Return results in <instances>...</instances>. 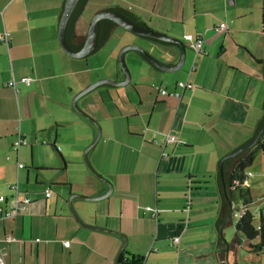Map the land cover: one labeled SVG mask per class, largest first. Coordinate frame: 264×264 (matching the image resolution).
Returning a JSON list of instances; mask_svg holds the SVG:
<instances>
[{
  "label": "crops",
  "instance_id": "obj_1",
  "mask_svg": "<svg viewBox=\"0 0 264 264\" xmlns=\"http://www.w3.org/2000/svg\"><path fill=\"white\" fill-rule=\"evenodd\" d=\"M244 1L233 22L221 19L230 22L226 30L218 29L220 22H197L199 30L194 35H182V40L185 34L202 40L206 56L200 54L203 57L196 68L187 72L185 66L177 72L149 66L150 86L142 81L124 86L102 84L93 90L107 88H100L95 96L77 99L82 110L99 120L101 135L95 144L99 148L90 158L113 191L109 197L87 204L73 198L72 204L86 224L127 235L129 247L126 243L119 264H198L200 259L207 264H226L229 252L240 245L233 239L226 249L215 250L214 222L221 201L214 171L222 156L252 136L264 112L260 106L264 97V0ZM62 3L0 0V37L6 32L9 38L7 43L0 40V195L8 198L13 195L9 184L21 191L18 180L29 181L33 174L30 169L22 177L19 169L38 165L34 156L39 145L33 139L51 138L54 148L62 136L60 128L73 122L85 123V128L78 126L84 132L77 141L78 149L83 150L95 138L96 126L77 113L75 116L74 96L94 80L124 78L118 61L108 63L113 56L108 65L93 66L89 57L98 50L81 59H72L61 50L57 23ZM184 9L182 6L181 11ZM82 14L75 24L79 36L88 28L81 22ZM193 15L209 16L195 8ZM150 28L170 35L175 29L171 20L163 24L150 20ZM150 46L165 63L178 54L172 45L150 41ZM21 77L31 81L17 83L15 88L7 85ZM181 80L197 86L193 91L182 90L176 85ZM158 87L167 94L162 95ZM96 100L100 103L95 104ZM167 133L182 135V141L165 144ZM18 134L25 144L14 150ZM81 135L73 137L74 142ZM95 145L86 148V158ZM18 163L23 167L18 168ZM91 181L75 190L91 197L108 190L99 178ZM47 188L50 185L44 191ZM73 188L71 185L69 191ZM44 191L42 196H30L32 202L23 211L0 216V252H5V261L114 264L123 238L78 224L51 189L48 197ZM9 235L12 241L7 240ZM173 237L178 244L172 242ZM175 245L180 248L173 249Z\"/></svg>",
  "mask_w": 264,
  "mask_h": 264
},
{
  "label": "rangeland",
  "instance_id": "obj_2",
  "mask_svg": "<svg viewBox=\"0 0 264 264\" xmlns=\"http://www.w3.org/2000/svg\"><path fill=\"white\" fill-rule=\"evenodd\" d=\"M109 4H113L125 8L129 11H132L137 16L140 15L142 21H144L148 27H150V20H152L153 24L155 22H160L161 24L168 23L171 20L175 28L173 30L174 33L170 35L161 31L159 32L181 39L184 33H191L192 35H194L195 31L199 30L198 29L199 26L197 22L199 23L203 22L205 24H207L208 22L219 23L223 18H225V20H229L233 22V20L235 19L236 12L241 8V5L245 6V1L244 0H89V2H87L86 4L87 6L85 11L82 12L83 14H82L81 22L83 23L84 27L85 28L86 26L88 27L92 15L97 10ZM182 6L185 7L183 12L181 11ZM194 8L196 10H202L203 12H207L209 14L208 16L209 19L208 17L207 19L206 18L203 19V17L195 18V16L193 15ZM182 15H184V17H182ZM226 22L228 25H230V22L225 21V23ZM130 44L141 46L151 55L159 59L157 52L156 51L154 52L153 48L150 46L149 41L141 39L131 34L130 32L124 30L120 26L115 27L109 40L103 46H101L94 55H92L89 58L90 60H92L93 66L108 65L107 62L111 59L112 56H113L112 60H110L108 63L112 61L114 62L115 60L117 62L119 51L124 46ZM200 54L202 53H199V55L195 57L194 51L190 49L188 46H186V60L183 66L179 70H183L185 66L187 68L186 69L187 72H189L188 70H190L192 66L193 68H196L198 66L199 58L206 56L205 54H202L203 56ZM124 57L131 76L129 83L132 84L138 81H142V83H145V85L150 86L151 85L150 83L152 82H150V73H148L147 71V68H150L149 65H147L134 51L126 52ZM187 62H189L188 65ZM207 64H209V61H206L205 65L208 66ZM179 70L177 72H179ZM192 74H194V72ZM106 79H110V78H106ZM95 81L97 80H94L91 83ZM181 81H185V80H181ZM100 88H107V86H102ZM100 88L95 89L91 93L86 94L85 98H91V95L95 96L97 92L101 90ZM96 103L98 104L100 103V101L96 100L95 104ZM261 114L263 115L262 112ZM89 115L92 118H94L100 125L99 120H97L92 114ZM262 115L260 116V118L262 117ZM75 116L77 117L76 112H75ZM78 126L79 127L82 126L83 128H85V123L73 122V123H68L66 127L60 128V132L62 133V136L57 141L56 147L61 155H59L58 151H56L53 148V146H51V142H52L51 138H47V137L42 138L41 136L33 139V141L38 142L39 145L37 154H35L34 156L35 163L36 160H38V165L35 166L36 168L32 169V167L26 164L27 169L26 168L19 169L22 174V177L23 176L25 177L26 171L30 169L33 170V174H30L29 176V181H25V178L23 180L21 178L18 180L19 188L21 191L29 192L30 194L29 196L32 197L42 196L41 192L44 191L46 186L50 185L52 195L54 197H58V199L61 200L62 202V206H64L66 210L69 211L70 208L68 205V199L72 194H80L86 196L85 194L77 192L75 189L76 187L83 186V184L88 181L97 180V177L87 168L85 162V150L93 142L94 139L91 140V142H89V144H87L83 150L78 149L79 147H77V141L81 140L84 137L83 130L79 129ZM82 133L83 135H81ZM42 134L46 136V131H44ZM79 135L81 136L76 140V142H74L73 137ZM60 140L62 142L63 147H66V151L64 150V148L61 147L59 142ZM31 142L28 140V143ZM98 148H99L98 145H95L94 148L90 150V154L89 153L87 154V160L89 164L96 170V172L100 174V172L94 167V164L90 158V155L91 154L94 155L97 152ZM98 156H99V152H98ZM93 161H95V157L93 158ZM245 173L248 174L247 184L252 197V202L249 205V209L253 213L257 214L264 207V154L262 152L257 153L252 163L245 168ZM100 175L102 176V174ZM214 175H215V171H214ZM71 185L74 186L73 188L74 190L70 192L69 188L71 187ZM86 197H91V196H86ZM83 202L87 204L88 202L91 201L84 200ZM207 204L210 207V203ZM73 207L78 215L77 212L78 209H76L74 205ZM240 209H241V204L238 200H236L232 205V212L229 220L227 222L225 221L222 225V237L224 238L225 243L227 244H230L235 237L234 224L238 219ZM142 212L145 213V207H142ZM253 222L256 223L257 219H255ZM125 236L127 237V235ZM153 239L155 242L154 237ZM175 244H178V242ZM127 246H128V242H127ZM127 246H126V250H127ZM178 248H180V246L175 245L173 249H178ZM204 260L205 259L197 260L199 261L198 264H207V262L205 263ZM231 263L264 264V250L260 254H255L253 252H250L248 251L246 241H243L240 245L235 246L234 253L229 252L227 256L226 264H231Z\"/></svg>",
  "mask_w": 264,
  "mask_h": 264
},
{
  "label": "water",
  "instance_id": "obj_3",
  "mask_svg": "<svg viewBox=\"0 0 264 264\" xmlns=\"http://www.w3.org/2000/svg\"><path fill=\"white\" fill-rule=\"evenodd\" d=\"M80 0H63L62 3V9H61V13H60V17L57 23V40H58V44L61 48V50L70 58L72 59H81V58H85L87 56H90L92 54H94L102 45H100L97 49V44H98V38H99V23L101 20L103 19H108L112 22H114L116 25L120 26L121 28H123L124 30L135 34L137 36H141V37H147V38H152L158 41H162V42H168V43H174V44H167V45H172L177 49V56L176 58L169 63H165L163 61H160L159 59H157L156 57H154L153 55H151L148 51H146L144 48H142L139 45H134V44H130V45H126L124 46L120 51H119V55H118V65L124 75L123 80L121 81H116V80H111V79H99L93 83H91L89 86H87L86 88H84L81 92H79L76 96H74V98L72 99L71 102V106L72 109H74L76 111L77 114H79L81 117H83L84 119L88 120L89 122H91L92 124H94L96 126L97 129V134L93 140V142L89 145V147L87 148V150L92 147L93 145L96 144V142L99 140L100 135H101V128L100 125L98 124V122L92 118L87 112H85L84 110H82L78 104H77V99L80 96H84L86 94H88L89 92H91L94 88H96L99 85L102 84H107V85H113V86H124L127 85L130 82V71L126 65L125 62V53L128 51H136L139 52L140 54H142L147 60L148 62H150L155 68H157L158 70L161 71H177L179 70L183 64L185 63L186 60V43L179 38L176 37H172L169 36L167 34L161 33L159 31H156L148 26H143L140 25L136 22H134L133 20H131L129 17H127L126 15H124L123 13L114 10L112 8H105V9H101L98 10L97 12H95L89 22L88 28H87V32L85 35L80 36L84 38L82 47L79 50H74L70 47V45L68 44L67 40H66V28H67V24L70 20V17L74 11V9L76 8L78 2ZM132 13V12H131ZM133 14V13H132ZM134 15V14H133ZM136 16V15H134ZM137 17V16H136ZM117 27V26H116ZM115 29V28H114ZM140 38V37H139ZM142 39V38H141ZM72 42L76 43L77 41H75L74 39H72ZM264 62V60L262 61V63ZM261 63V71L264 75V69H263V64ZM263 103H264V97L261 103V107L263 108ZM258 122V121H257ZM264 134V112H263V119H262V124L260 129L258 130V132L255 134L254 138L246 145H243L240 147L238 146L237 148L233 149L232 151H230L229 153L225 154L224 156H222L218 161L217 164L215 166V177H216V185H217V177L219 176L222 184H223V194L228 202L229 205V213H228V218L231 216V212H232V202L230 201V199L228 198L225 186H224V179H223V174H224V166H223V162L225 159L233 157L239 153H241L244 150L250 149L252 148L263 136ZM246 142V141H245ZM244 142V143H245ZM86 150V151H87ZM85 162H86V166L87 168L100 180H102L103 182H105L108 185V190L106 192H104L101 195H98L96 197H86L84 195H80V194H72L69 199H68V205L71 211L72 216L74 217V219L78 222V224L86 227V228H90V229H94V230H99V231H103V232H108L111 234H117L119 236H121L123 238V244L120 247L118 254L116 256L115 262L114 264H119V258L120 256L123 254V250L126 246L127 243V237L117 231L114 230H110L107 228H103V227H97V226H93V225H89L84 223L80 217L77 215L76 211L74 210V207L72 205V200L73 198H79V199H84V200H101V199H105L107 197L110 196V194L113 191V186L111 184L110 181H108L107 179H105L104 177H102L100 174H98L96 172V170L89 164L86 155H85ZM218 175V176H217ZM218 187V186H217ZM221 210V208H220ZM261 215L264 219V207L261 209ZM220 215V211L219 214L217 216V218ZM226 217V218H227ZM216 218V220H217ZM226 218L223 220V222L221 223V225L219 226V228H216V220L214 222V226H215V230H216V245H215V250L219 251V250H224L227 248L226 243L224 242V239L221 236V227L223 225V223L225 222Z\"/></svg>",
  "mask_w": 264,
  "mask_h": 264
},
{
  "label": "trees",
  "instance_id": "obj_4",
  "mask_svg": "<svg viewBox=\"0 0 264 264\" xmlns=\"http://www.w3.org/2000/svg\"><path fill=\"white\" fill-rule=\"evenodd\" d=\"M87 2L88 0H80L78 2L67 24L66 40L68 44L70 45V47L74 50H79L82 47V44L84 41L83 37L75 35L74 30H75L76 21L78 20L79 16L82 14ZM108 8H112L114 10H117L123 13L124 15L129 17L131 20H133L134 22L140 25L145 26L146 24L144 21L134 16L129 10L125 8H122L119 6H109ZM102 23L107 24L109 30L106 31V33L104 34H101V35L99 34L98 44H97L96 49L109 39V36L111 34V29L112 27L115 26V23L108 19L101 20L99 24L101 25ZM74 37L78 38V41L76 43L72 42V39ZM143 38L148 39L155 43L162 44V45L174 44V43L158 41V40L147 38V37H143ZM134 52L137 55H139V57L146 64L154 67L150 62H148V60L142 54L136 51ZM262 64H263V69H264V62ZM263 111H264V103H263ZM262 119H263V115L258 120V122L255 124L252 136L241 146L248 144L254 138L255 134L258 132V130L261 127ZM54 148L56 149V151H58L55 145H54ZM259 152H262L264 154V134L261 137V139L252 148L244 150L234 157L227 158L223 162V166H224L223 179H224V186H225L228 198L232 202V205L236 200H238L241 204V209L239 211L240 215H238V219L236 220L234 224L235 226L234 240L237 244H241L243 241H246L248 251L253 252L255 254H260L264 250V219L261 215V212H259L258 216H255L253 212L249 209V205L252 202V197H251L249 188L245 186L243 182L248 177L247 173H245V168L252 163L253 159ZM217 186H218L217 188L219 192V199L221 201L220 215L216 220V228L218 229L221 223L223 222V220L228 216L229 205L223 194V184L219 176L217 177ZM19 192L20 194L24 193L21 191ZM25 194L29 195L27 192H25ZM255 219H257L256 223L253 222ZM256 224L260 225L259 230H255L254 226ZM121 261H122V256H120L119 258V262ZM138 261L141 262V260H138Z\"/></svg>",
  "mask_w": 264,
  "mask_h": 264
},
{
  "label": "built area",
  "instance_id": "obj_5",
  "mask_svg": "<svg viewBox=\"0 0 264 264\" xmlns=\"http://www.w3.org/2000/svg\"><path fill=\"white\" fill-rule=\"evenodd\" d=\"M227 27H228V25L225 22H220L218 24V29L219 30H226ZM0 40L7 43L9 41L8 33H6V32L2 33L1 34V37H0ZM183 41L186 43V45L189 48H192V50L194 51L195 55L203 52L202 40L198 36H196L195 38H193L191 35L185 34L183 36ZM30 81H31V78L30 77H21L18 81L14 80V79L9 80L8 83H7V85L15 88V86L17 85V83H26V84H28ZM176 85H177V87H179L182 90L188 89L190 91H193L196 88V85L195 84L190 83L187 80H185V81H178ZM158 89H159V91H160V93L162 95H166L167 94V91L165 89L160 88V87H158ZM173 95L176 96V97H179L180 96V94H178V93H175ZM182 138H183L182 135L181 136H176V135L167 133L165 135V141L164 142H165V144L166 143H176V142L178 143V142L182 141L181 140ZM22 144H25V141L20 136V134H18V138L13 143V149L14 150H17L18 147L21 146ZM22 167H23V164L22 163H18V168H22ZM247 176H248V174H247ZM247 178L243 182V184L245 186H247L246 185ZM8 188H10L13 191V195L11 197L8 198V197H5L4 195H0V216L3 217V218H5V217H12L16 213H18L20 211H23L25 209L26 205L29 204L32 201L31 198L29 197V195H27L25 193L20 194V192H19V190L17 188V185H15V184H9L8 185ZM44 195L46 197H48L50 195L49 188H47L44 191ZM253 214L255 216H258L259 215V213H257V214L253 213ZM239 215H240V213H239ZM254 228H255V230H259L260 225L259 224H256L254 226ZM13 239L14 238L11 235H9L7 237V240L8 241H12ZM172 242L173 243H177L178 242V238L177 237H173L172 238ZM4 255H5V252L4 251L0 252V264H10L7 261H5Z\"/></svg>",
  "mask_w": 264,
  "mask_h": 264
},
{
  "label": "flooded vegetation",
  "instance_id": "obj_6",
  "mask_svg": "<svg viewBox=\"0 0 264 264\" xmlns=\"http://www.w3.org/2000/svg\"><path fill=\"white\" fill-rule=\"evenodd\" d=\"M112 6H116V5H112ZM109 7V6H108ZM108 7H106V8H108ZM103 9H105V8H103ZM99 10H101V9H99ZM98 11V10H97ZM96 11V12H97ZM90 22V21H89ZM116 26H118V25H116L115 24V26L114 27H112V29H111V34H110V36H109V38L111 37V35H112V32H113V30H114V28L116 27ZM145 26H147L146 24H145ZM109 29H108V26H107V24H105V23H102L101 25L99 24V34L101 35V34H104V33H106V31H108ZM75 31V35L76 36H79L78 34H77V32H76V29L74 30ZM110 32V31H109ZM132 34V33H131ZM133 35H135V34H133ZM135 36H137V35H135ZM137 37H140V38H142V39H144V40H147V41H149L150 42V40H148V39H145V38H143V37H141V36H137ZM75 41H78V38H76V37H74L73 38ZM238 155V154H237ZM236 156V155H235ZM234 157V156H233Z\"/></svg>",
  "mask_w": 264,
  "mask_h": 264
}]
</instances>
